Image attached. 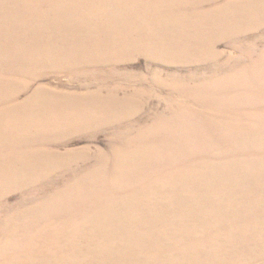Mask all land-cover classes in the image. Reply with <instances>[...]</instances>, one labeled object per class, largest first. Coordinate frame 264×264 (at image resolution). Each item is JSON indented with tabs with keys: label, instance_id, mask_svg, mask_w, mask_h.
<instances>
[{
	"label": "rangeland",
	"instance_id": "obj_1",
	"mask_svg": "<svg viewBox=\"0 0 264 264\" xmlns=\"http://www.w3.org/2000/svg\"><path fill=\"white\" fill-rule=\"evenodd\" d=\"M9 1L0 264H149L126 230L180 231L177 203L264 264V0Z\"/></svg>",
	"mask_w": 264,
	"mask_h": 264
},
{
	"label": "bare ground",
	"instance_id": "obj_2",
	"mask_svg": "<svg viewBox=\"0 0 264 264\" xmlns=\"http://www.w3.org/2000/svg\"><path fill=\"white\" fill-rule=\"evenodd\" d=\"M34 2H38V0H29L31 5ZM9 3L12 5L13 0H10ZM3 94L4 90L0 87V96ZM21 114H23L22 103H13L11 109L5 110L0 121V135L8 136L17 122L22 118L20 117ZM177 198L182 203V199L178 194L175 195V201H177ZM166 209L164 210L168 218H177L180 221V231L171 229L176 228L175 224L166 220L164 221V229L160 232L168 235L162 238L152 235L153 230H145V236L139 235L143 231L142 227L145 225L142 223L137 224L132 233L126 230V234H132L129 238L138 240L144 249L149 264H226L222 256H218V254L212 251L205 253L208 249L204 244V240L208 235L203 231L204 225L208 223L205 216L194 213L195 220L192 221L189 217L180 214V212H183V209L179 203L173 204L171 209ZM152 224L155 228V218L152 219ZM210 233L216 235L217 231H211ZM147 241L150 243H146ZM147 244L152 245V250L146 247Z\"/></svg>",
	"mask_w": 264,
	"mask_h": 264
}]
</instances>
